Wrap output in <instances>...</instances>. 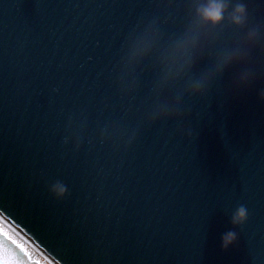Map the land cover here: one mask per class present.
<instances>
[{"label": "water", "instance_id": "1", "mask_svg": "<svg viewBox=\"0 0 264 264\" xmlns=\"http://www.w3.org/2000/svg\"><path fill=\"white\" fill-rule=\"evenodd\" d=\"M223 2L0 0L5 264H264V0Z\"/></svg>", "mask_w": 264, "mask_h": 264}, {"label": "clouds", "instance_id": "2", "mask_svg": "<svg viewBox=\"0 0 264 264\" xmlns=\"http://www.w3.org/2000/svg\"><path fill=\"white\" fill-rule=\"evenodd\" d=\"M225 9L226 4L223 2V0H208L206 5L198 9V16L203 22L216 25L223 20ZM244 11L245 9L243 5H238L235 8L234 12L232 13V20L234 23L240 24L243 21ZM60 191L63 192V189L61 188ZM244 216L245 210L244 208H240L233 222L235 223L238 220H242ZM234 239V234L231 232L228 233L223 238L224 247L226 248Z\"/></svg>", "mask_w": 264, "mask_h": 264}, {"label": "snow or ice", "instance_id": "3", "mask_svg": "<svg viewBox=\"0 0 264 264\" xmlns=\"http://www.w3.org/2000/svg\"><path fill=\"white\" fill-rule=\"evenodd\" d=\"M12 243L15 244V241H12ZM17 247L20 248L21 251H24L25 255H29L27 253V251L24 250L22 245H17ZM0 264H5V261H4L3 257H2V255H0ZM34 264H39V261L34 262ZM50 264H51V262H50Z\"/></svg>", "mask_w": 264, "mask_h": 264}]
</instances>
